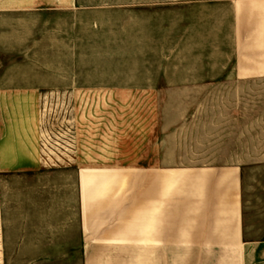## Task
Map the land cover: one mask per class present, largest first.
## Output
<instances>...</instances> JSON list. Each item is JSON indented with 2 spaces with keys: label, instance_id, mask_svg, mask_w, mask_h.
<instances>
[{
  "label": "rangeland",
  "instance_id": "obj_1",
  "mask_svg": "<svg viewBox=\"0 0 264 264\" xmlns=\"http://www.w3.org/2000/svg\"><path fill=\"white\" fill-rule=\"evenodd\" d=\"M12 3L0 0V77L39 86L41 163L0 175V264L17 259L4 250L17 216L74 213L88 171L239 163L246 214L264 231V82L215 78L232 64L223 0Z\"/></svg>",
  "mask_w": 264,
  "mask_h": 264
},
{
  "label": "crops",
  "instance_id": "obj_2",
  "mask_svg": "<svg viewBox=\"0 0 264 264\" xmlns=\"http://www.w3.org/2000/svg\"><path fill=\"white\" fill-rule=\"evenodd\" d=\"M15 3L38 11L69 8L74 0ZM221 5L232 64L215 78L232 87L264 82V0ZM39 92L0 77V175L40 166ZM244 170L226 162L161 172L84 171L91 176L77 180L74 213L63 204L21 212L16 220L25 223L7 234L13 239L4 250L18 252L12 264H264V231L245 210Z\"/></svg>",
  "mask_w": 264,
  "mask_h": 264
}]
</instances>
